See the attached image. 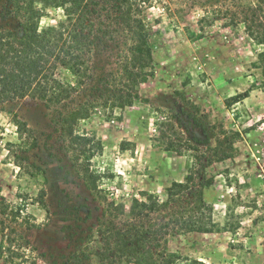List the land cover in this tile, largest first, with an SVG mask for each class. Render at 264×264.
Segmentation results:
<instances>
[{
    "label": "rangeland",
    "instance_id": "rangeland-1",
    "mask_svg": "<svg viewBox=\"0 0 264 264\" xmlns=\"http://www.w3.org/2000/svg\"><path fill=\"white\" fill-rule=\"evenodd\" d=\"M257 4L143 3L156 73L140 86L142 101L113 116L98 105L96 89L101 76L118 68L114 44L95 53L93 78L71 97L49 103L26 96L0 105V264H102L98 230L109 202L129 212L142 191L164 198L167 186L190 173L211 180L207 200L220 229L169 236L168 249L182 255L177 264H264V46L254 43L244 21ZM64 17L63 8L48 7L40 29ZM91 102V116L74 125L87 142L72 146L63 118ZM17 120L34 139L21 136ZM219 147L231 157L217 161ZM87 169L97 176V191ZM126 219L119 215L117 225Z\"/></svg>",
    "mask_w": 264,
    "mask_h": 264
},
{
    "label": "trees",
    "instance_id": "trees-1",
    "mask_svg": "<svg viewBox=\"0 0 264 264\" xmlns=\"http://www.w3.org/2000/svg\"><path fill=\"white\" fill-rule=\"evenodd\" d=\"M147 1L7 0L0 7V105L26 96L49 103L71 97L93 78L91 61L95 53L108 50L112 44L118 49V68L99 78L103 88L96 89L100 92L98 105L109 109L113 116L115 109L123 110L142 101L140 86L156 73L155 41L144 13L143 3ZM257 2L256 8H251L252 16L245 11L244 21L254 43L264 46V0ZM48 7L63 8L65 17L56 26L40 29ZM16 21L19 30L13 25ZM260 55L264 58V51ZM248 93L228 99L227 106L240 102ZM93 105L83 104L63 118V131L72 146L87 142L76 134L74 125L91 116ZM17 125L22 137L34 139L26 122L17 120ZM223 143L220 141V146ZM218 154L217 161L231 157L222 147L216 150ZM85 172L90 188L97 191V176L88 169ZM211 183L198 181L197 175L190 173L186 180H175L167 186L164 198L142 191L141 198L132 199L129 212L124 204L111 200L98 230L105 244L96 253L101 263L177 264L182 255L168 249L169 236L220 229L213 219V204L207 200ZM119 215L127 218L121 225L116 223ZM14 241L10 239V244ZM2 250L3 245L0 255Z\"/></svg>",
    "mask_w": 264,
    "mask_h": 264
}]
</instances>
